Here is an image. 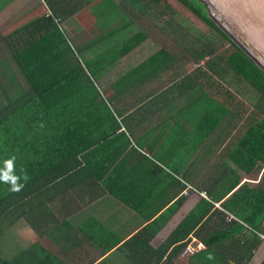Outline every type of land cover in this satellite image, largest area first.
<instances>
[{
    "label": "trees",
    "instance_id": "obj_1",
    "mask_svg": "<svg viewBox=\"0 0 264 264\" xmlns=\"http://www.w3.org/2000/svg\"><path fill=\"white\" fill-rule=\"evenodd\" d=\"M8 1L0 4V10ZM178 1L229 43L240 57L253 64L215 26L205 3ZM44 5L47 13L0 39L8 57L26 81V89L0 108V173L6 170V162L11 161V174L18 178L17 185L22 186L19 191H13L11 182L0 180V264H67L57 253L37 241L9 256L4 251L9 248L6 246L8 229L22 219L40 237L56 238L60 232L56 224L61 219V224L69 226L74 214L70 212L59 218L55 198L64 194V190L73 189V184H79V181L73 182L74 178L108 182L114 176L107 171L129 145L123 133L114 136L118 124L98 84L121 58L142 45L146 38L144 33L134 27L129 18L122 16L114 22H106L107 15L104 19L105 30L109 29L107 35L77 51L74 36L63 31V24L69 31L66 22L68 24L84 5L80 0H45ZM109 36L118 38L114 48L104 45ZM222 45L201 44V48L195 51V60L205 56L223 60L221 55H216ZM162 56L163 52H160L146 58L119 75L116 83H126L124 81L129 78L142 80L147 71L158 70ZM227 65L239 75L231 64ZM2 68L6 71L5 67ZM255 69L262 73L259 68ZM253 87L260 97L256 108H261V112L256 113L254 123L229 150L232 164L245 173L264 164V82L258 87L253 83ZM217 125L216 119L210 130ZM118 138H122L121 143ZM113 142H116L113 148H122L124 143L126 146L121 149V154L115 153L110 164L108 145ZM231 172L234 176L226 173L209 180V187L205 189L207 200L200 199L157 247L149 244L150 239L174 214L182 200H176L173 206L140 231L148 234L143 243L144 264H175L174 259L181 254L190 236L200 240L205 248L189 255L187 264H248L251 261L264 240V184L243 183L230 193L239 183L235 171ZM195 188L197 190L199 186ZM229 193L230 196L220 202L217 209L214 208V204Z\"/></svg>",
    "mask_w": 264,
    "mask_h": 264
},
{
    "label": "crops",
    "instance_id": "obj_2",
    "mask_svg": "<svg viewBox=\"0 0 264 264\" xmlns=\"http://www.w3.org/2000/svg\"><path fill=\"white\" fill-rule=\"evenodd\" d=\"M12 1L17 0H9L0 10V17ZM3 2L0 0V4ZM7 18L20 19L19 15ZM142 32L146 37L142 45L121 58L98 84L118 124L114 136L123 133L129 143L122 154L125 143L122 148H113L116 142L108 145L110 164L115 153L121 154L107 171L114 177L108 182L74 178L73 182L79 184H73V189L67 192L64 190L54 202L59 218L74 214L71 224L57 221L60 232L56 238L43 236L49 246L37 239L22 243L24 246L17 245L15 238L8 235L7 243L14 253L37 241L67 264H144L143 243L148 234L140 231L176 200L182 203L150 239L153 248L164 241L200 199L207 200L205 189L209 180L226 173L234 176L231 172L234 170L239 183L230 193L243 183L264 184V164L245 173L236 169L230 159L229 150L254 123L257 112L255 103L243 107L239 96L226 86L231 84H223L225 76L230 75L227 63L208 56L195 60V43L189 41L182 29L169 32L168 45L157 39L158 32ZM155 37L157 41L153 40ZM160 52L162 63H158L157 71H147L142 80L129 78L126 83H116L119 75ZM8 56L0 40V68L14 65ZM216 119L217 127L210 130ZM120 139L117 140L121 143ZM149 214L154 215L148 218ZM190 240L201 242L194 236ZM184 257L179 254L174 263H181ZM187 260L182 264H187ZM263 260L264 240L248 264H261Z\"/></svg>",
    "mask_w": 264,
    "mask_h": 264
},
{
    "label": "rangeland",
    "instance_id": "obj_3",
    "mask_svg": "<svg viewBox=\"0 0 264 264\" xmlns=\"http://www.w3.org/2000/svg\"><path fill=\"white\" fill-rule=\"evenodd\" d=\"M4 1V0H1ZM81 5H84L82 9L77 11L71 19L63 24V31L68 36H74V42L78 46L77 51L82 49L83 45L91 44L95 40H98L103 35H107L109 29L105 30L106 22L115 21L117 17L129 18L132 25L140 30L156 31L158 32L157 39L164 43L169 44V40L173 29H182L187 32V38L190 42H194V52L201 48V44L219 43L223 45L218 48L216 55H221L223 60L233 66L234 71L239 75H235L232 70L228 71L230 75L225 76L223 79L227 84L229 90L239 96V101L243 107L247 108L248 103L251 105L260 102V97L257 94V90L253 87V83L258 87L264 82V71L260 73L255 69L258 68L257 64L252 60L253 64L240 57L236 51L230 47L229 43L225 42L219 34L213 31L204 21L197 18L191 13L181 2L178 0H80ZM13 2V4H12ZM8 4L0 17V36L7 35L8 33L24 26L27 22L47 13L44 5L45 0H17ZM48 3V2H47ZM11 15H19L20 19L9 20L7 17ZM108 16L106 20L105 16ZM210 19L214 22L215 26L223 33L225 31L221 29L218 22L214 17L210 16ZM106 22H105V20ZM125 21V20H123ZM122 21V22H123ZM105 24V25H104ZM119 24V22H115ZM170 32V33H169ZM227 36V35H226ZM117 36H109L104 41L105 46L114 48L117 43ZM156 37L153 40H156ZM70 40V39H69ZM73 42V40L71 41ZM73 42V44H74ZM80 45V46H79ZM213 57L209 58L212 59ZM204 59L201 63H204ZM123 68L125 66H122ZM189 69V68H188ZM234 79H231V78ZM25 79L21 72L17 69L15 64L6 69L0 68V108L3 107L8 100L15 97L19 92L26 89ZM21 88L19 91L18 89ZM261 112L255 110V112ZM264 171V169H262ZM26 221L19 219L16 223L8 229V235L15 238V244L22 245V243L30 242L33 239L39 240L44 246H49L50 243L46 241L44 237H40L33 230L28 228ZM7 235V237H8ZM17 240V241H16ZM21 243H20V242ZM7 248L10 247L7 243ZM10 256L14 250H4ZM184 259L181 261L186 260Z\"/></svg>",
    "mask_w": 264,
    "mask_h": 264
},
{
    "label": "water",
    "instance_id": "obj_4",
    "mask_svg": "<svg viewBox=\"0 0 264 264\" xmlns=\"http://www.w3.org/2000/svg\"><path fill=\"white\" fill-rule=\"evenodd\" d=\"M226 35L264 71V0H199Z\"/></svg>",
    "mask_w": 264,
    "mask_h": 264
},
{
    "label": "clouds",
    "instance_id": "obj_5",
    "mask_svg": "<svg viewBox=\"0 0 264 264\" xmlns=\"http://www.w3.org/2000/svg\"><path fill=\"white\" fill-rule=\"evenodd\" d=\"M12 168H13L12 162L11 161H7L6 162V170L3 171L2 173H0V180L4 181L6 183L7 182H11L12 190L13 191H19L20 187H22V186L17 185V179L18 178L11 174L12 173Z\"/></svg>",
    "mask_w": 264,
    "mask_h": 264
},
{
    "label": "built area",
    "instance_id": "obj_6",
    "mask_svg": "<svg viewBox=\"0 0 264 264\" xmlns=\"http://www.w3.org/2000/svg\"><path fill=\"white\" fill-rule=\"evenodd\" d=\"M229 219H234L233 217L229 216ZM192 240V239H191ZM189 241L181 252V256H189L193 253L197 252L198 250L204 248V245L198 241Z\"/></svg>",
    "mask_w": 264,
    "mask_h": 264
}]
</instances>
